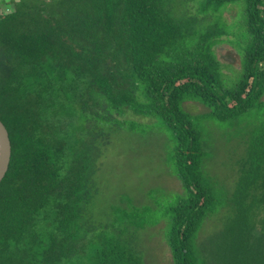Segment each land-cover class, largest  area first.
I'll return each mask as SVG.
<instances>
[{"label":"trees","instance_id":"16d2710c","mask_svg":"<svg viewBox=\"0 0 264 264\" xmlns=\"http://www.w3.org/2000/svg\"><path fill=\"white\" fill-rule=\"evenodd\" d=\"M0 2V119L12 143L0 264H147L135 241L140 210L112 220L94 210L103 148L127 109L159 118L176 139L185 194L169 215L174 264H264V0H201L193 16L186 0ZM238 2L246 41L230 86L215 50L224 29L198 25ZM187 100L248 131L229 214L203 245L198 234L220 199L205 176L209 140Z\"/></svg>","mask_w":264,"mask_h":264},{"label":"rangeland","instance_id":"374dc122","mask_svg":"<svg viewBox=\"0 0 264 264\" xmlns=\"http://www.w3.org/2000/svg\"><path fill=\"white\" fill-rule=\"evenodd\" d=\"M186 3L192 16L199 13L201 0H186ZM2 5L0 2V11ZM244 20L245 6L238 2L223 10L220 21L216 15H209L201 17L198 25L202 32L219 22L224 29L215 50L230 86L242 74ZM140 95L144 101L142 92ZM184 107L197 117V124L209 140L211 151L204 165L205 176L220 199L219 209L209 215L198 234V243L203 245L209 244V236L223 227L229 214L240 161L247 151L248 131L243 122L223 123L209 117L210 109L198 100H187ZM92 109L103 113L102 107ZM116 116L123 125L110 131L109 142L103 148L94 210L100 219L112 220L122 210L138 208L136 219L145 224L137 230L135 241L146 263L174 264L167 238L169 215L185 194L181 180L173 171L176 139L159 118L140 116L131 109Z\"/></svg>","mask_w":264,"mask_h":264},{"label":"water","instance_id":"95a60500","mask_svg":"<svg viewBox=\"0 0 264 264\" xmlns=\"http://www.w3.org/2000/svg\"><path fill=\"white\" fill-rule=\"evenodd\" d=\"M12 159V143L5 123L0 119V185L6 177Z\"/></svg>","mask_w":264,"mask_h":264}]
</instances>
